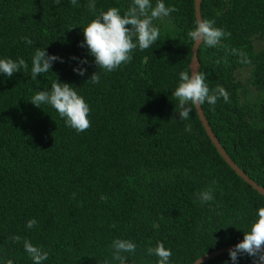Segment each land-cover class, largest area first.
<instances>
[{"label":"trees","instance_id":"obj_1","mask_svg":"<svg viewBox=\"0 0 264 264\" xmlns=\"http://www.w3.org/2000/svg\"><path fill=\"white\" fill-rule=\"evenodd\" d=\"M89 2L0 0V59L23 57L29 65L12 77L0 73V264L8 258L33 264L25 238L49 253L42 264H119L112 256L116 238L137 244L134 254L125 253L132 264H157L147 248L161 241L172 251L170 264H191L242 241L264 195L228 165L195 110L180 120L172 96L179 73L189 71L194 0H164L177 11L153 22L159 40L143 51L137 47L130 63L111 72L98 69L80 46L83 26L110 7L123 15L131 0H95V13ZM200 11L231 33L218 46H198L209 88L220 85L230 95V103L221 97L214 111L207 102L202 109L229 156L264 187V0H201ZM37 48L63 62L33 80ZM232 48L247 53L251 64L239 63ZM77 66L87 68L85 75ZM96 71L100 82H86ZM58 78L88 102L86 131L70 128L50 105L29 100ZM189 123L191 132L185 131ZM209 188L214 199L202 204L197 194ZM32 218L38 223L29 229ZM225 261L255 264L246 254L233 262L229 251L200 264Z\"/></svg>","mask_w":264,"mask_h":264},{"label":"clouds","instance_id":"obj_2","mask_svg":"<svg viewBox=\"0 0 264 264\" xmlns=\"http://www.w3.org/2000/svg\"><path fill=\"white\" fill-rule=\"evenodd\" d=\"M70 2L73 6L77 5V0H70ZM56 3L58 4L59 0H56ZM88 7L91 12L95 13V0H90ZM175 11H177L176 7L166 6L164 0H156L155 6H153L152 0H131L123 15L118 7H110L107 11L101 10L99 14L95 15L94 19L83 26L84 41L81 42L80 46H87L89 53L95 57L98 69L111 72L122 64L130 63L132 60L131 53L137 47L143 51L156 43L159 40L160 31L153 22L162 17H167ZM187 36L196 46L204 44L208 47H215L221 44L222 38L230 37L231 33L216 27L214 19L197 17L194 28L187 33ZM23 39L26 44H32L31 39L27 37ZM223 47L227 49V45ZM229 51L230 54L239 57V63L251 64V59L243 50L232 48ZM58 59L63 62V58L55 54H47L46 49L37 48L31 59L32 79L35 80L38 75L46 74L49 70L52 71V64ZM220 62L219 59L216 61L217 64ZM86 63V58L79 61L80 65ZM21 69L24 72L29 69V65L23 57H20L19 60L12 58L0 59V73L5 74L7 77H12L14 73L20 72ZM74 71L83 76L87 72V68L77 66ZM179 77L180 82L172 92V96L175 101H178L176 108L177 106L179 108L180 120H188L190 113L193 110L198 111L205 102L213 106V111L218 98L222 97L225 103H230V95L223 86L218 85L214 89L209 88L206 83L207 74L204 71H197L192 66L191 74L189 71H181ZM100 79L101 74L96 71L86 82L90 81L93 84H98ZM29 100L37 107H41L42 104L50 105L58 112L60 117L65 118L66 124L77 132H84L91 126L88 102L82 95L78 94L71 84L61 82L59 78L51 83L50 90L38 91ZM185 131H192L190 123L186 124ZM197 196L202 204L214 199L211 188L199 192ZM101 199L106 201L107 197L102 196ZM37 223L38 221L35 218L29 219L26 227L31 229ZM244 232L243 240L229 249L231 260L236 262L240 255L246 254L254 259L255 264H264V206L258 208L249 230ZM11 239L14 242H20L22 238L15 235ZM23 247L33 264H42L49 257L47 251L34 245L27 238L23 239ZM111 247L115 261H118L119 264H132L125 253L134 254L136 252L137 244L135 242L130 239L116 238L113 240ZM147 254L150 256L155 255L158 258L157 264H170L172 251L170 248H166L161 241L157 242L155 247H148ZM3 264H14V262L8 258L4 260ZM105 264H107V261ZM225 264H227V261H225Z\"/></svg>","mask_w":264,"mask_h":264},{"label":"water","instance_id":"obj_3","mask_svg":"<svg viewBox=\"0 0 264 264\" xmlns=\"http://www.w3.org/2000/svg\"><path fill=\"white\" fill-rule=\"evenodd\" d=\"M200 2L201 0H194V13H195V17H201V11H200ZM198 46L199 44L196 46L193 42L192 44V55H191V59L189 62V73L191 74V69L192 66L194 67V69H196L197 71H199V67H200V62L198 60L197 57V50H198ZM198 114V117L207 133V135L209 136L210 140L212 141V143L214 144V146L216 147L217 151L220 153V155L224 158V160L228 163V165L235 170V172L241 176L246 182H248L253 188H255L258 192H260L262 195H264V187L262 185H260L258 182H256L254 179H252L227 153V151L225 150V148L222 146L220 140L218 139V137L215 135L214 131L212 130L206 115L204 114V111L202 109V107L196 111ZM239 243V242H237ZM237 243H232V244H228V245H224L222 247L219 248H215L214 250H211L209 252L204 253L203 255L199 256L198 258H196L191 264H200L216 255H219L223 252L229 251V249L233 248Z\"/></svg>","mask_w":264,"mask_h":264},{"label":"rangeland","instance_id":"obj_4","mask_svg":"<svg viewBox=\"0 0 264 264\" xmlns=\"http://www.w3.org/2000/svg\"><path fill=\"white\" fill-rule=\"evenodd\" d=\"M247 76V72H245L244 74H242V78L244 79ZM246 79V78H245Z\"/></svg>","mask_w":264,"mask_h":264}]
</instances>
